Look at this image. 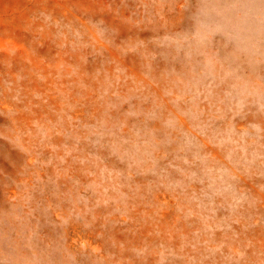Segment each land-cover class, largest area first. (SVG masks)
<instances>
[{"label":"rangeland","instance_id":"374dc122","mask_svg":"<svg viewBox=\"0 0 264 264\" xmlns=\"http://www.w3.org/2000/svg\"><path fill=\"white\" fill-rule=\"evenodd\" d=\"M263 114L264 0H0V264H264Z\"/></svg>","mask_w":264,"mask_h":264},{"label":"bare ground","instance_id":"6f19581e","mask_svg":"<svg viewBox=\"0 0 264 264\" xmlns=\"http://www.w3.org/2000/svg\"><path fill=\"white\" fill-rule=\"evenodd\" d=\"M161 14V13H160ZM221 14V13H220ZM171 15V14H170ZM159 18V17H158ZM167 19V18H166ZM169 26V25H168ZM235 27V26H234ZM247 27V26H246ZM170 29V28H169ZM246 29V28H245ZM244 29V30H245ZM251 31V30H250ZM196 32V31H195ZM228 32V31H227ZM189 34V33H188ZM202 35H204L203 33H202ZM193 36V35H192ZM197 38V37H196ZM240 39V38H239ZM179 42H181V41H179ZM177 44V43H176ZM236 44V43H235ZM189 48V47H188ZM196 47L194 46V49H195ZM193 49V50H194ZM113 55L115 56V57H117V58H119V59H121L122 60V58L120 57V54L118 53V52H116V53H113ZM189 55V54H188ZM130 58L132 59V57L130 56ZM127 61H128V59H126ZM125 60V61H126ZM183 60V59H182ZM127 63V62H126ZM182 63H183V61H182ZM187 63H189V62H187ZM184 64V63H183ZM180 65V64H179ZM113 66V65H112ZM141 67H142V65L141 64H139L136 68H134V66H133V64L132 65H130V63H129V71H135V72H137V73H139V71H140V69H141ZM178 68V67H177ZM96 80H97V78L98 77H94ZM100 80H103L102 78L100 79ZM94 81V80H93ZM239 82H241V80L239 79L238 80ZM237 81V82H238ZM92 82V81H91ZM236 82V83H237ZM238 82V83H239ZM92 86H94V84L92 85ZM79 89H75V91H78ZM91 92V91H90ZM182 92V91H181ZM187 92V91H186ZM190 95V94H189ZM174 96H176L175 94H174ZM65 98H68V99H70V96H65ZM181 98V97H180ZM9 99V98H8ZM188 99V98H187ZM10 100V99H9ZM64 100V99H63ZM180 100V99H179ZM184 100V99H183ZM66 101V100H65ZM10 102V101H9ZM62 102H64V101H62ZM8 103V102H7ZM25 103V102H24ZM59 105H56V107H58ZM77 110V109H76ZM264 115V114H263ZM263 115H260L259 116V121H261V123H263L264 124V118H263ZM62 118V117H61ZM181 121H182V123L184 124V125H188V122H187V120H186V118L185 117H181ZM56 121H58V120H56ZM64 123V122H63ZM239 124V123H238ZM62 126V125H61ZM60 128V127H59ZM121 131V130H120ZM198 133V132H197ZM200 135V134H199ZM202 138V137H201ZM88 149V148H87ZM209 149L211 150V152H212V154L213 155H215L216 157H220L221 156V152H220V150L219 149H217V148H211L210 146H209ZM89 150V149H88ZM254 150V149H253ZM183 153V152H182ZM230 155V154H229ZM59 156V155H58ZM235 156V155H234ZM68 157V156H67ZM184 157V156H183ZM186 157V156H185ZM233 157V156H232ZM235 158V157H234ZM255 158V157H254ZM257 158V157H256ZM219 160V159H218ZM245 160V159H244ZM191 161V160H190ZM195 161V160H194ZM250 161V160H249ZM252 161V160H251ZM223 164V163H222ZM225 167V166H224ZM250 167V166H249ZM228 168V167H227ZM224 169V168H223ZM230 169V168H229ZM250 169V168H249ZM73 170V169H72ZM244 170V169H243ZM241 171V170H240ZM246 171V170H245ZM249 171V170H248ZM81 172V171H80ZM229 172V171H228ZM252 172V171H251ZM30 173V172H29ZM72 173V172H71ZM239 173V172H238ZM246 174V173H245ZM251 174V173H250ZM236 176V175H235ZM237 177V176H236ZM253 178V177H252ZM63 181H65V180H63ZM256 181V180H255ZM244 184V183H243ZM251 184V183H250ZM234 186V185H233ZM242 191V190H241ZM236 192H237V190H236ZM167 193V192H166ZM169 198V197H168ZM167 200H169V201H171V198H169V199H167ZM131 204V203H130ZM219 204V203H218ZM64 211H66V210H64ZM165 213V212H164ZM54 215V214H53ZM169 215V214H168ZM252 215V214H251ZM113 216V215H112ZM171 216V215H170ZM244 219V218H243ZM73 222H75V221H73ZM172 221H170V223H171ZM82 223V222H81ZM75 224V223H74ZM77 224V223H76ZM82 225H83V223H82ZM172 227V226H171ZM262 229V228H261ZM98 230V229H97ZM90 231V230H89ZM103 231V230H102ZM176 231V230H175ZM89 233V232H88ZM151 233V232H150ZM149 233V234H150ZM156 233V232H155ZM159 233H160V231H159ZM186 233V232H185ZM148 234V235H149ZM151 235V234H150ZM157 236V235H156ZM167 238V237H166ZM149 240V239H148ZM73 241V240H72ZM88 241H90V240H88ZM75 242V241H74ZM259 242V241H258ZM76 243V242H75ZM95 243V242H94ZM97 243V242H96ZM156 243V242H155ZM47 244V243H46ZM73 244V243H72ZM168 246V245H167ZM104 248V247H103ZM264 250V249H263ZM167 251V250H166ZM94 252V251H93ZM97 252V251H96ZM104 252V251H103ZM105 255V254H104ZM96 256V255H95Z\"/></svg>","mask_w":264,"mask_h":264}]
</instances>
